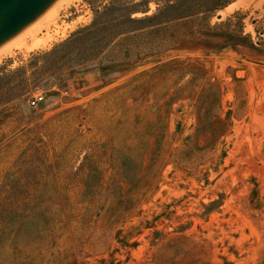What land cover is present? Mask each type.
Instances as JSON below:
<instances>
[{"label": "rangeland", "instance_id": "rangeland-1", "mask_svg": "<svg viewBox=\"0 0 264 264\" xmlns=\"http://www.w3.org/2000/svg\"><path fill=\"white\" fill-rule=\"evenodd\" d=\"M122 2L74 0L0 59V264H264V0L210 17L253 46L123 65L65 41Z\"/></svg>", "mask_w": 264, "mask_h": 264}, {"label": "trees", "instance_id": "trees-1", "mask_svg": "<svg viewBox=\"0 0 264 264\" xmlns=\"http://www.w3.org/2000/svg\"><path fill=\"white\" fill-rule=\"evenodd\" d=\"M153 3V7L150 3ZM230 0H123L124 15L119 19L110 12L106 19L76 30L65 41L85 36L90 30L92 47L97 55L106 49L120 46V64H134L155 59L173 47L205 46L220 49L247 44L253 46L248 35L242 34L240 20L231 26L230 15L225 20L210 23V17ZM139 13L140 15H133ZM120 21L129 23L119 27ZM137 23L135 25H130ZM119 44V45H118Z\"/></svg>", "mask_w": 264, "mask_h": 264}, {"label": "bare ground", "instance_id": "bare-ground-1", "mask_svg": "<svg viewBox=\"0 0 264 264\" xmlns=\"http://www.w3.org/2000/svg\"><path fill=\"white\" fill-rule=\"evenodd\" d=\"M73 1L74 0H56L35 21L0 45V59L9 55L13 49L27 50L33 47L42 46L51 39H54L58 29L51 27V33H49V27L50 25L56 26L54 18L57 16V11L69 6L71 3L74 4ZM41 29H45L46 31L43 32L42 35L37 36V32Z\"/></svg>", "mask_w": 264, "mask_h": 264}, {"label": "water", "instance_id": "water-1", "mask_svg": "<svg viewBox=\"0 0 264 264\" xmlns=\"http://www.w3.org/2000/svg\"><path fill=\"white\" fill-rule=\"evenodd\" d=\"M56 0H0V45L19 33Z\"/></svg>", "mask_w": 264, "mask_h": 264}, {"label": "built area", "instance_id": "built-area-1", "mask_svg": "<svg viewBox=\"0 0 264 264\" xmlns=\"http://www.w3.org/2000/svg\"><path fill=\"white\" fill-rule=\"evenodd\" d=\"M42 99V95L40 93H35L29 100L31 105L37 104Z\"/></svg>", "mask_w": 264, "mask_h": 264}]
</instances>
